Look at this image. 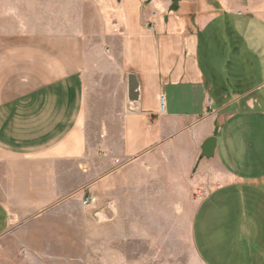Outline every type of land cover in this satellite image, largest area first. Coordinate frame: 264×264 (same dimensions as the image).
Returning a JSON list of instances; mask_svg holds the SVG:
<instances>
[{
  "label": "crops",
  "instance_id": "1",
  "mask_svg": "<svg viewBox=\"0 0 264 264\" xmlns=\"http://www.w3.org/2000/svg\"><path fill=\"white\" fill-rule=\"evenodd\" d=\"M102 11L98 40L0 34V243L91 194L103 222L143 201L164 204L151 217L193 218L200 260L220 264L217 235L234 230L238 243L254 218L264 231V0H109Z\"/></svg>",
  "mask_w": 264,
  "mask_h": 264
},
{
  "label": "rangeland",
  "instance_id": "2",
  "mask_svg": "<svg viewBox=\"0 0 264 264\" xmlns=\"http://www.w3.org/2000/svg\"><path fill=\"white\" fill-rule=\"evenodd\" d=\"M107 1L0 0V23L13 24L1 26L0 34L58 36L76 33L93 35L98 40L97 32L110 18L102 11V5ZM10 11L12 20L1 19ZM196 199L201 200L197 194ZM149 205L146 201L131 204V208H126L128 217H116L108 222L100 221L91 209L94 207L83 206L82 202L80 206H61L60 210L33 219L27 226L7 236L4 243H0V262L203 264L193 242V218H183L180 212L174 213L172 218L151 217V214L157 215L156 210L164 204H158L157 208H152L153 211ZM174 207L175 210L180 209L176 204ZM229 207L223 212L225 219L222 221L226 222V227L228 224L234 226L233 218H228L231 213ZM254 221L262 223L257 218ZM256 223L251 226V235L246 233L245 241L236 243L234 230H231L232 235H217L218 246L211 248L217 256L216 261L220 264H255L263 260L264 264V231L257 234ZM223 230V227L218 229Z\"/></svg>",
  "mask_w": 264,
  "mask_h": 264
},
{
  "label": "water",
  "instance_id": "3",
  "mask_svg": "<svg viewBox=\"0 0 264 264\" xmlns=\"http://www.w3.org/2000/svg\"><path fill=\"white\" fill-rule=\"evenodd\" d=\"M128 81V99L132 103H138L141 99V82L136 73L130 72L127 75ZM217 145V138L215 136H211L205 140L202 146V156L210 157L214 154L215 148ZM96 217L100 221H107L108 216L105 212V209L98 210L95 213Z\"/></svg>",
  "mask_w": 264,
  "mask_h": 264
},
{
  "label": "built area",
  "instance_id": "4",
  "mask_svg": "<svg viewBox=\"0 0 264 264\" xmlns=\"http://www.w3.org/2000/svg\"><path fill=\"white\" fill-rule=\"evenodd\" d=\"M161 102H162V108L164 109L165 108V97L164 96H162ZM116 162L119 163L120 160L116 159ZM196 194L199 196V198H204L207 194V191L205 189H200L199 191H197ZM81 202H82L83 206L95 207V205L97 204V197L93 196L91 194L90 195H84Z\"/></svg>",
  "mask_w": 264,
  "mask_h": 264
}]
</instances>
